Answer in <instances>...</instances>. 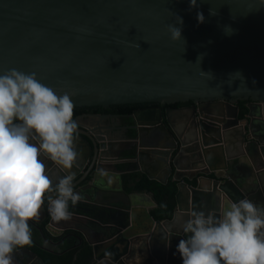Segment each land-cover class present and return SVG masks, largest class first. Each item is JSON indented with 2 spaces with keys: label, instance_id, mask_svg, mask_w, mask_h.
I'll return each mask as SVG.
<instances>
[{
  "label": "water",
  "instance_id": "water-1",
  "mask_svg": "<svg viewBox=\"0 0 264 264\" xmlns=\"http://www.w3.org/2000/svg\"><path fill=\"white\" fill-rule=\"evenodd\" d=\"M197 4L0 0V75L34 72L58 95L68 93L76 109L147 106L129 117L133 125L125 137H108L107 115L96 116L101 124L91 123L79 134L78 167L70 170L74 190L100 210L56 223L45 200L39 223L30 222L45 243L58 245L43 232L48 220L46 230L54 236L81 233L93 249V264L106 253L112 254L107 264H183L177 246L187 235L178 215H218L222 203L242 198L264 207V0ZM169 25L182 27L184 40L173 41ZM246 101L247 118L240 120L237 103ZM186 103L192 105L174 107ZM43 157L55 185L69 170ZM91 157L87 176L95 172L83 187L87 177L77 176ZM117 161L131 164L127 172L177 182L171 220L154 219L147 204L157 207L151 194L109 189L102 166ZM57 225L63 227L59 232ZM13 258L14 264H45L28 249L15 250Z\"/></svg>",
  "mask_w": 264,
  "mask_h": 264
},
{
  "label": "clouds",
  "instance_id": "clouds-1",
  "mask_svg": "<svg viewBox=\"0 0 264 264\" xmlns=\"http://www.w3.org/2000/svg\"><path fill=\"white\" fill-rule=\"evenodd\" d=\"M190 7L198 8L197 0ZM196 18L206 21L202 11ZM168 31L173 41L183 39L182 27L169 25ZM74 109L68 93L58 95L34 72L11 69L0 75V264H14L15 250L33 244L30 222L39 223L45 200L56 223L71 220L70 205L82 200L70 171L79 156ZM42 156L69 170L55 185ZM187 217L177 216L187 235L177 246L183 264H264V207L242 198L222 203L218 215L192 210Z\"/></svg>",
  "mask_w": 264,
  "mask_h": 264
},
{
  "label": "trees",
  "instance_id": "trees-1",
  "mask_svg": "<svg viewBox=\"0 0 264 264\" xmlns=\"http://www.w3.org/2000/svg\"><path fill=\"white\" fill-rule=\"evenodd\" d=\"M246 102H241V106L244 108ZM188 104V103H186ZM186 104H175V106L186 105ZM137 108V106H135ZM117 111H131L134 109L132 106H120L116 107ZM114 109V110H116ZM86 109H74V115L79 114ZM94 112H105L106 109L98 108L92 109ZM124 186L129 193L140 192L149 193L153 196L157 207L152 210V216L157 221L171 220L174 216L176 209V194L178 192L177 182L172 179L167 184H162L156 180H151L142 173H131L123 176ZM80 207V208H79ZM82 208V209H81ZM87 209H92L89 205L76 204L75 206L70 205L69 210L73 214L91 216ZM48 220L42 225V229L46 235V238L60 243L58 248L48 250L45 248L40 231L34 226L32 228V239L33 244L20 249H28L38 257L42 259L45 264H92L93 262V249L86 243H79V237L81 235L76 231H67L65 234H73V238L64 239L61 237H52L46 231V225Z\"/></svg>",
  "mask_w": 264,
  "mask_h": 264
},
{
  "label": "flooded vegetation",
  "instance_id": "flooded-vegetation-1",
  "mask_svg": "<svg viewBox=\"0 0 264 264\" xmlns=\"http://www.w3.org/2000/svg\"><path fill=\"white\" fill-rule=\"evenodd\" d=\"M240 103L241 102L237 103V105L239 106V117H240V120H244V119L247 118V113H248L247 112V105L250 104V101H246L244 108L241 106ZM191 105H192V103H188L186 105H179V106L178 105L177 106L174 105V107L182 108V107H188V106H191ZM132 107H134V109H132L131 111H124V112L117 111L116 107H113V108H110V109H106L105 112H94V111H91V110H87V111H83V112H81L79 114H76V115H74V119L79 124L78 132L80 134L81 132L86 131V128L88 126H90L91 123H95L96 126H97L96 123H98V122H100V124H101V120L98 117H96V116H98V115H107V116H109V118L107 120H104V125L106 127H108L109 125L111 126V127L109 126L108 127L109 130H107V132H109L108 133V137H110V139L112 141L114 140V136H115V138H118L119 136H121V137L124 136L125 137V133L127 132V130L125 128H128L129 126L133 125V122H132V120L129 117L132 116L135 113V110H138L140 108H146L147 106H143V107L140 106V107H137V108H135V106H132ZM114 109H116V110H114ZM101 129H102L101 127H96L97 132H99ZM129 133H130V135H132V132H129ZM108 137H107V140H108ZM128 147H129V145H128ZM93 150H94V148H93ZM120 156L122 157V155H120ZM41 159L44 161L47 169H49L51 164L47 163L43 156L41 157ZM92 159H93V157L90 158V160L88 161L87 165L85 166V168L82 171V173L80 174V176H77L78 177L77 180L87 177L85 179V181L82 183L83 187L86 186L89 182H91V178L90 177H91V175L93 176V174L95 172L94 170H92L90 172V174L87 176V173H89L90 163H91ZM130 167H131L130 163H126L125 164L123 162L117 161V162H111L108 165L107 164L103 165L102 169L104 168L105 172L108 173L109 176L115 177V179L118 178L121 188L124 189V191H127L125 186H124L123 176L125 174H131V172H127ZM120 172L122 174H120ZM109 189H111V188H109ZM112 190H114V189H112ZM121 191H116V192H121ZM127 193H129V192L127 191ZM78 204L88 205V204H86L85 202H82V201H80ZM89 206H91V205H89ZM91 207H92V209H87V212H89L90 214H92L93 211L95 212V211H99L100 210L99 206H96V207L95 206H91ZM77 215H79V214H77ZM84 216H86V215H84ZM69 231H72V230H69ZM65 233H67V232L65 231L64 234L61 235V236L64 237V239L73 238L72 237L73 234H71V233L65 234ZM79 234L81 235V237H79V243H82V242H86L87 243L85 237L81 233H79ZM61 236H54V237L57 238V237H61ZM49 241H51V240H49ZM52 242H54V241H52ZM43 243H44L45 248L48 249V250H53L55 248H58L59 244H60V243H57V242H54L55 244H58L57 246L56 245H50L48 243L45 244L44 240H43ZM27 260H28V256H25V261H27ZM92 264H93V262H92Z\"/></svg>",
  "mask_w": 264,
  "mask_h": 264
},
{
  "label": "crops",
  "instance_id": "crops-1",
  "mask_svg": "<svg viewBox=\"0 0 264 264\" xmlns=\"http://www.w3.org/2000/svg\"><path fill=\"white\" fill-rule=\"evenodd\" d=\"M107 185H108V187L109 188H111V189H114L115 191H121V190H123L124 191V189H122L121 188V186H120V184H119V179L117 178V179H115V177H111V176H109V177H107ZM133 193H138V192H133ZM132 194V193H131ZM123 197V199L126 201V197H124V196H122ZM126 203H127V201H126ZM147 204L149 205V206H151L150 208H151V211L153 210V205H152V203H150V202H147ZM74 222V224L76 225V221H73ZM73 224V225H74ZM58 227L56 228V231H60V230H62V225H57ZM59 227H62L61 229H59ZM68 231V230H67ZM66 231V232H67ZM48 232V231H47ZM48 233H50V232H48ZM50 235L51 236H53L54 237V235H52L51 233H50ZM46 244V243H45Z\"/></svg>",
  "mask_w": 264,
  "mask_h": 264
}]
</instances>
